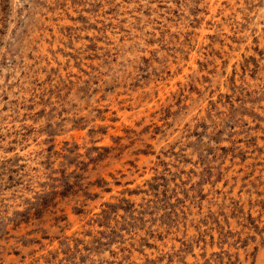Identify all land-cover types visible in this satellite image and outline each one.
Wrapping results in <instances>:
<instances>
[{"label": "rangeland", "instance_id": "obj_1", "mask_svg": "<svg viewBox=\"0 0 264 264\" xmlns=\"http://www.w3.org/2000/svg\"><path fill=\"white\" fill-rule=\"evenodd\" d=\"M0 264H264V0H0Z\"/></svg>", "mask_w": 264, "mask_h": 264}, {"label": "bare ground", "instance_id": "obj_2", "mask_svg": "<svg viewBox=\"0 0 264 264\" xmlns=\"http://www.w3.org/2000/svg\"><path fill=\"white\" fill-rule=\"evenodd\" d=\"M215 4V3H214ZM211 7V6H210ZM216 7V6H215ZM211 11V10H210ZM214 11H216V10H214ZM214 11H213V13H214ZM216 13V12H215ZM212 14V13H211ZM213 15V14H212ZM207 31V30H206ZM205 32V30H203V33ZM203 36V35H202ZM201 37V36H200ZM201 39V38H200ZM200 41H202V40H200ZM196 56V55H195ZM192 58V57H191ZM195 58V57H194ZM160 95H162L161 93H160Z\"/></svg>", "mask_w": 264, "mask_h": 264}]
</instances>
